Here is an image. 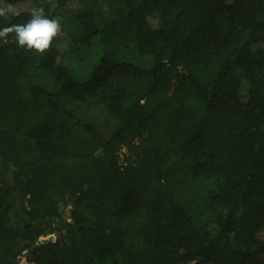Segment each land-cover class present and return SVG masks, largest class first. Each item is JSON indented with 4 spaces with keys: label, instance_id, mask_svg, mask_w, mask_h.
Returning <instances> with one entry per match:
<instances>
[{
    "label": "trees",
    "instance_id": "obj_1",
    "mask_svg": "<svg viewBox=\"0 0 264 264\" xmlns=\"http://www.w3.org/2000/svg\"><path fill=\"white\" fill-rule=\"evenodd\" d=\"M7 2L31 9L0 27L43 8L61 31L43 54L0 43V264H264V0ZM132 48L152 63L118 62Z\"/></svg>",
    "mask_w": 264,
    "mask_h": 264
},
{
    "label": "rangeland",
    "instance_id": "obj_2",
    "mask_svg": "<svg viewBox=\"0 0 264 264\" xmlns=\"http://www.w3.org/2000/svg\"><path fill=\"white\" fill-rule=\"evenodd\" d=\"M31 9L30 3L25 2L21 6H19L15 11H29ZM66 15L68 17L71 16L70 12H67ZM70 31H72L74 37L76 39H81L83 35L82 29L80 30L79 25L71 23ZM94 44L91 47H83V49L77 53L67 54L64 57V64L68 66L70 69L74 71V73L80 74L81 76H89L90 71L94 67L97 59L100 56V46L99 42L95 39ZM66 43V42H65ZM67 45H63V49H66ZM123 54V53H122ZM120 55L118 58V62L120 59L126 61L136 62L144 67H147L152 63L153 58L151 56L140 55L136 48H132L131 50L125 52L123 55ZM121 57V58H120ZM116 123L101 121L100 132L104 137L109 138L113 133L114 128H116ZM186 179L189 177H185ZM207 190V185L203 179L190 180L187 179L183 185L179 188V193L183 195L185 199L186 207L190 210V212L194 215L196 219L199 218L200 212L204 207V194ZM71 206H68L70 209ZM70 210H67V214H69ZM53 235L57 238V234H49L48 236ZM259 239L264 241V231L259 234ZM19 264H30L25 255L20 258Z\"/></svg>",
    "mask_w": 264,
    "mask_h": 264
},
{
    "label": "clouds",
    "instance_id": "obj_3",
    "mask_svg": "<svg viewBox=\"0 0 264 264\" xmlns=\"http://www.w3.org/2000/svg\"><path fill=\"white\" fill-rule=\"evenodd\" d=\"M14 14L13 6L7 0H0V19L7 21ZM60 31L58 19L48 18L43 8L33 9L26 23L0 27V43L15 44L19 48L43 54Z\"/></svg>",
    "mask_w": 264,
    "mask_h": 264
},
{
    "label": "water",
    "instance_id": "obj_4",
    "mask_svg": "<svg viewBox=\"0 0 264 264\" xmlns=\"http://www.w3.org/2000/svg\"><path fill=\"white\" fill-rule=\"evenodd\" d=\"M56 238L53 235L41 237L38 243L34 246V248H38L41 244L48 243L50 241H54Z\"/></svg>",
    "mask_w": 264,
    "mask_h": 264
}]
</instances>
